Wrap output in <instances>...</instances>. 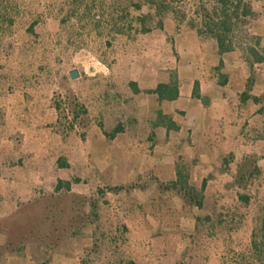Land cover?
I'll return each instance as SVG.
<instances>
[{"label":"crops","instance_id":"obj_1","mask_svg":"<svg viewBox=\"0 0 264 264\" xmlns=\"http://www.w3.org/2000/svg\"><path fill=\"white\" fill-rule=\"evenodd\" d=\"M245 5L247 14L222 46L214 36L188 28L172 68L123 65V79L102 93L97 81L82 80L83 107L76 111L80 137L59 130L51 91L0 98V264H79L66 253L43 258L26 250L3 253L9 244L20 247L23 230H31L41 215L36 213L40 200L60 193L98 197L97 189L122 213L116 229L134 240V234L158 228L190 233L194 220L180 221H191L189 215L200 210L185 213L181 199L164 187L176 181L177 169L196 190L205 183L204 207L213 189L227 191L245 158L262 156L257 166H263L264 0ZM160 85L173 86L177 97L159 101L151 91ZM59 181L64 185L57 191ZM153 208L179 216V224L152 227L147 217ZM137 240L145 255L149 240L145 235Z\"/></svg>","mask_w":264,"mask_h":264},{"label":"rangeland","instance_id":"obj_2","mask_svg":"<svg viewBox=\"0 0 264 264\" xmlns=\"http://www.w3.org/2000/svg\"><path fill=\"white\" fill-rule=\"evenodd\" d=\"M218 1L167 0L169 12L158 17L146 0H0V98L51 91L56 109L55 98L61 95L75 114L83 107L82 80L97 81L102 93L123 79V65L172 68L189 19L200 23L203 11L210 15L218 9ZM181 16L185 20L179 23ZM74 69L82 78H69ZM226 187L224 192L213 189L210 203L197 215H189L191 221H180L186 225L194 220L193 232L158 228L134 234L135 240L116 229L121 227L122 213L113 207L114 202L102 199L97 189L98 197L60 193L40 200L36 213L41 215L31 230H23L21 243L35 257L66 253L79 264H134L132 258L135 264H264V256L251 247L252 232L260 236L264 164L247 189L229 192L231 184ZM239 193L249 197L247 205L235 199ZM152 211L147 218L154 228L179 224V216ZM143 235L149 240L145 255L136 244Z\"/></svg>","mask_w":264,"mask_h":264},{"label":"trees","instance_id":"obj_3","mask_svg":"<svg viewBox=\"0 0 264 264\" xmlns=\"http://www.w3.org/2000/svg\"><path fill=\"white\" fill-rule=\"evenodd\" d=\"M167 0H146L150 9H153L155 15L158 17H163L167 12H169V7L166 5ZM198 15V12H195ZM203 18L200 23H195L194 19H189L188 27L190 29H196L199 34H209L217 38L219 45L222 46L225 41L224 38L229 33L234 30L240 24L241 18L247 14V7L241 0H219L218 9H215L213 13L205 14L203 11ZM145 18H143L144 20ZM185 20L184 16L178 19L179 23ZM144 23V21H141ZM152 94H157L159 101L167 100L171 101L177 97V91L171 85H160ZM75 117H78V113H75ZM158 118L167 120L168 128H172L173 125L168 117H165L159 113ZM81 123V121H80ZM262 160L261 156L251 155L245 158L236 168L233 182L231 183V188L237 189L239 191L247 189L253 180L257 179L260 175V169L257 166L258 162ZM64 185L63 182L59 181L56 190L60 189ZM66 189H69V184H66ZM165 189L181 199L185 209L189 210L194 207L201 210L203 207V196L202 192L205 188V183L203 182L201 188L196 190V188L188 183L187 176L185 172L181 169H177V179L175 182H171L164 185ZM237 199L247 205L250 201L248 196L242 194L237 195ZM200 219L197 218V221ZM208 220V218H206ZM259 229L258 233L256 231L252 232L251 247L258 256H264V208L262 210L261 216L258 220ZM259 238V239H258ZM20 253L26 250L25 244L21 243L20 247H14L9 244L3 249L4 252ZM47 251V250H46Z\"/></svg>","mask_w":264,"mask_h":264},{"label":"built area","instance_id":"obj_4","mask_svg":"<svg viewBox=\"0 0 264 264\" xmlns=\"http://www.w3.org/2000/svg\"><path fill=\"white\" fill-rule=\"evenodd\" d=\"M55 103L57 104V112L59 115V130L62 133L73 132L82 134V129L80 126V114L78 117H75L76 115L70 109L66 98L61 95L55 98Z\"/></svg>","mask_w":264,"mask_h":264},{"label":"water","instance_id":"obj_5","mask_svg":"<svg viewBox=\"0 0 264 264\" xmlns=\"http://www.w3.org/2000/svg\"><path fill=\"white\" fill-rule=\"evenodd\" d=\"M68 76L71 80H75L79 77V73L76 69L74 70H71L69 73H68Z\"/></svg>","mask_w":264,"mask_h":264}]
</instances>
